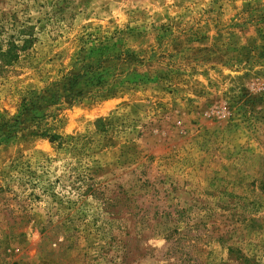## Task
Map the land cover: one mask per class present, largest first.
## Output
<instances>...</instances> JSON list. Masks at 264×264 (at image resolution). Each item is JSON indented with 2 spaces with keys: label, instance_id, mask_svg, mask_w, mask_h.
<instances>
[{
  "label": "rangeland",
  "instance_id": "rangeland-1",
  "mask_svg": "<svg viewBox=\"0 0 264 264\" xmlns=\"http://www.w3.org/2000/svg\"><path fill=\"white\" fill-rule=\"evenodd\" d=\"M11 38L0 264H264V0H0Z\"/></svg>",
  "mask_w": 264,
  "mask_h": 264
},
{
  "label": "trees",
  "instance_id": "trees-1",
  "mask_svg": "<svg viewBox=\"0 0 264 264\" xmlns=\"http://www.w3.org/2000/svg\"><path fill=\"white\" fill-rule=\"evenodd\" d=\"M28 41V38H23L24 44L21 46L15 39L11 38L10 40H7L5 48L2 46V44H0V65H12L17 62L20 57L19 51L25 48ZM42 135L49 134L42 133ZM50 137L52 140H55L57 139L58 135L50 134Z\"/></svg>",
  "mask_w": 264,
  "mask_h": 264
}]
</instances>
